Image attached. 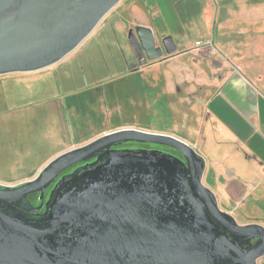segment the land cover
<instances>
[{"label":"water","instance_id":"obj_1","mask_svg":"<svg viewBox=\"0 0 264 264\" xmlns=\"http://www.w3.org/2000/svg\"><path fill=\"white\" fill-rule=\"evenodd\" d=\"M120 0H0V75L50 66ZM141 59L162 54L128 31ZM175 50L170 36L162 39ZM149 50H156L154 55ZM135 142L168 146L115 149ZM95 159L91 162L90 160ZM43 205L45 190L66 169ZM205 161L169 134L123 128L54 157L31 180L0 184V264H257L264 226L239 224L202 183ZM36 195L34 206L28 195Z\"/></svg>","mask_w":264,"mask_h":264},{"label":"rangeland","instance_id":"obj_2","mask_svg":"<svg viewBox=\"0 0 264 264\" xmlns=\"http://www.w3.org/2000/svg\"><path fill=\"white\" fill-rule=\"evenodd\" d=\"M208 2L212 0L181 1L176 26L185 30L184 20L190 16L203 26L198 17ZM216 2L219 9L214 25L208 30L186 32L183 46L194 45L195 40L204 44L211 41L212 46L202 47L203 56L214 55L219 44L230 36L228 40L234 46L245 45L246 55L264 63V0H248L249 8L260 6L262 11L258 18L251 16L249 21L240 22L229 14V10L239 7V0ZM224 18L228 20L222 29ZM94 30L72 56L51 69L47 67L49 71L0 80V140L7 135L4 128H9L8 124H18V136L26 142L15 160L4 168L0 166L1 185L8 186L3 183L5 180L31 176L52 154L71 145L88 143L113 128L130 126L195 140L192 129L198 127L197 120L187 105L179 101L183 87L177 84L173 92L168 88L162 91L159 84L153 86L147 80L145 72L138 74L132 70L140 65L130 51L128 30L120 31L119 19L110 18L104 23L101 20ZM13 141L11 138L10 144ZM150 146L177 154L168 146ZM208 168L202 183L210 188L213 174Z\"/></svg>","mask_w":264,"mask_h":264},{"label":"crops","instance_id":"obj_3","mask_svg":"<svg viewBox=\"0 0 264 264\" xmlns=\"http://www.w3.org/2000/svg\"><path fill=\"white\" fill-rule=\"evenodd\" d=\"M181 1L185 0H120L101 20L104 23L110 18L119 19L122 32L137 27L148 30L149 36L155 41V47L162 48V54L153 59L146 56L140 59L130 48L140 65L132 70L138 74L145 72L147 80L153 86L159 84L162 91L168 88L173 92L177 84L183 87L179 101L187 105L197 120L198 127L192 129L195 140L191 142L174 134L130 126L105 130L104 133L132 128L169 134L188 143L202 155L205 161L204 172L208 167L212 171L213 186L210 188L220 209L231 214L239 224L258 223L264 226V63H257L253 57L246 55L245 45L234 46V42L228 40L230 36H227L225 43L219 44L220 48L214 55L203 56V46L195 45L199 40H195L194 45L183 46L182 39L186 32L200 31L202 28L208 30L214 25L219 5L216 0H212L203 8L198 19L203 21L204 27L197 24L195 17L190 16L184 20L187 24L184 30L176 26ZM239 4L235 11L228 9L229 14L235 15L239 22L249 21L251 16L258 18L263 8H249L248 0H239ZM227 20L223 19L220 28H224ZM240 31L243 32L242 29ZM95 32L93 29L89 35ZM168 35L175 45L171 53L166 52L162 43V39ZM88 36L62 59L47 67L51 69L72 56ZM47 67L0 75V78L4 76L0 80L49 71ZM8 126L4 128L8 130L7 135L0 140L2 168L16 159L17 153L23 150L26 143L18 136V124ZM11 138L14 139L13 144H10ZM203 139L205 146H202ZM79 146L82 145H71L68 149L52 154L39 164L31 176L5 180L3 183L15 186L29 181L52 158ZM257 264H264V256L257 260Z\"/></svg>","mask_w":264,"mask_h":264},{"label":"flooded vegetation","instance_id":"obj_4","mask_svg":"<svg viewBox=\"0 0 264 264\" xmlns=\"http://www.w3.org/2000/svg\"><path fill=\"white\" fill-rule=\"evenodd\" d=\"M131 48V46H130ZM132 49V48H131ZM157 51L156 50H149L148 49V54L151 56V55H154L156 54ZM134 143L135 142H127V143H123L122 145L120 146H116V147H112V148H115V149H126V150H136V149H152V147L150 146V144H141L138 145V146H134ZM168 153H171V154H174V155H177L179 157H182V155L180 153L177 152L174 153V152H170V151H166ZM95 159H92L90 160L89 162L93 161ZM85 163H79V164H76L68 169H66L65 171H63L57 178L56 180L54 181V183H52L46 190H45V195H44V201H43V205L40 207L39 209V212H43L44 211V204L46 202V200L48 199V196L50 194V191L53 189L55 183L61 178V176L65 175V174H68V173H71L75 168L79 167V166H82L84 165ZM28 199L32 202V204L34 206H37L38 205V200H37V196L36 195H28Z\"/></svg>","mask_w":264,"mask_h":264},{"label":"built area","instance_id":"obj_5","mask_svg":"<svg viewBox=\"0 0 264 264\" xmlns=\"http://www.w3.org/2000/svg\"><path fill=\"white\" fill-rule=\"evenodd\" d=\"M196 46H212V42L211 41H208L207 43H202L201 41H197L195 43Z\"/></svg>","mask_w":264,"mask_h":264}]
</instances>
